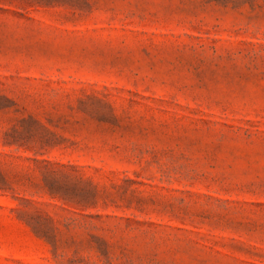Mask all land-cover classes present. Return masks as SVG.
Masks as SVG:
<instances>
[{
    "label": "rangeland",
    "instance_id": "374dc122",
    "mask_svg": "<svg viewBox=\"0 0 264 264\" xmlns=\"http://www.w3.org/2000/svg\"><path fill=\"white\" fill-rule=\"evenodd\" d=\"M0 264H264V0H0Z\"/></svg>",
    "mask_w": 264,
    "mask_h": 264
}]
</instances>
